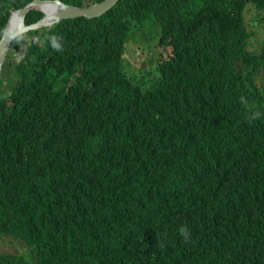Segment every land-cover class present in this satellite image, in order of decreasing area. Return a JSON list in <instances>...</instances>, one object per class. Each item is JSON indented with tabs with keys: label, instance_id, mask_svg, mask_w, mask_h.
Segmentation results:
<instances>
[{
	"label": "trees",
	"instance_id": "1",
	"mask_svg": "<svg viewBox=\"0 0 264 264\" xmlns=\"http://www.w3.org/2000/svg\"><path fill=\"white\" fill-rule=\"evenodd\" d=\"M32 1L0 0V40ZM249 6L264 24V0H121L8 55L0 235L26 247L11 264H264V48ZM148 20L172 54L126 68Z\"/></svg>",
	"mask_w": 264,
	"mask_h": 264
},
{
	"label": "water",
	"instance_id": "2",
	"mask_svg": "<svg viewBox=\"0 0 264 264\" xmlns=\"http://www.w3.org/2000/svg\"><path fill=\"white\" fill-rule=\"evenodd\" d=\"M120 1L121 0H103L102 2H96L94 4H89L88 6L80 7L65 4L60 0H34L22 9L14 11L9 18L6 29L0 40V77L9 52L17 49L16 46H12V42L21 34H26L31 30L39 28L53 27L57 23L66 19H76L82 17L87 19L98 18L109 12ZM34 9L41 11L44 14V17L35 24L25 25L24 20L26 15ZM16 20L18 21V26L11 29V23ZM12 93L13 88L8 92V94L0 95V99L11 96Z\"/></svg>",
	"mask_w": 264,
	"mask_h": 264
},
{
	"label": "rangeland",
	"instance_id": "3",
	"mask_svg": "<svg viewBox=\"0 0 264 264\" xmlns=\"http://www.w3.org/2000/svg\"><path fill=\"white\" fill-rule=\"evenodd\" d=\"M256 11L249 6L246 12V22L248 26V30L250 32L255 33V37L257 38V49L258 53L264 48V24H259L256 22L255 17ZM154 21L148 20L141 25H136L133 28V33L131 39L127 43L126 52H125V67L126 68H136L140 69L144 65L151 64L154 61V57L157 61V57L162 52L163 60L170 58L172 51L169 49H159L156 47V31L155 26H153ZM251 42V41H250ZM253 42V40H252ZM22 53L11 52L10 62L13 66L15 62H19L22 60ZM134 74H138L137 72H133ZM137 83V82H136ZM16 240V239H15ZM20 242V241H19ZM12 238H9V244L3 245L0 243V247L2 249H8L7 246H11ZM14 248L11 250L13 254H15V247L17 246V240L14 241Z\"/></svg>",
	"mask_w": 264,
	"mask_h": 264
},
{
	"label": "flooded vegetation",
	"instance_id": "4",
	"mask_svg": "<svg viewBox=\"0 0 264 264\" xmlns=\"http://www.w3.org/2000/svg\"><path fill=\"white\" fill-rule=\"evenodd\" d=\"M34 1V0H33ZM60 1H62V0H60ZM63 3H65L64 1H62ZM66 4V3H65ZM91 4V3H90ZM89 5V4H88ZM16 10H18V9H13L12 10V13L14 12V11H16ZM36 11H38V10H36V9H34V10H31L30 12H32V15H31V17L28 19V16H29V14H30V12H28V14L26 15V17H25V20H24V23H25V25H32V24H35V23H37V22H39L41 19H39L38 21H35V22H31V23H27V20H29V21H31V20H33L34 19V17H35V13H36ZM11 13V14H12ZM11 16V15H10ZM54 27V26H53ZM51 28L52 27H49V28H47V27H44V28H39V29H36V30H31V31H29L28 33H26V34H21L19 37H17L14 41H13V43H15V42H18V40H20V43H17V45H18V47L16 46V45H14V44H12V46H16L18 49H17V51H16V53H23V54H25V52L24 51H22V48L23 47H28L29 45H31V44H34V43H32V42H36L37 40H39V39H41V38H43L44 36H45V32H44V30H46V31H50L51 30ZM5 29H6V27H5ZM5 31V30H4ZM1 235H3L2 237H0V243H3V245H8L9 244V238H10V235L9 234H7V233H3V234H1ZM0 235V236H1ZM12 238V243H11V246H7V248L8 249H2L1 247H0V264H11V260H12V255H16V254H19V253H23L24 251H23V248H22V246L20 245L19 246V250H16L15 249V254H13L12 252H11V250L14 248V239H13V237H11Z\"/></svg>",
	"mask_w": 264,
	"mask_h": 264
},
{
	"label": "clouds",
	"instance_id": "5",
	"mask_svg": "<svg viewBox=\"0 0 264 264\" xmlns=\"http://www.w3.org/2000/svg\"><path fill=\"white\" fill-rule=\"evenodd\" d=\"M39 12H41V11H39ZM41 13H42V12H41ZM43 16H44V14H43ZM8 21H9V20H8ZM7 23H8V22H7ZM6 26H7V25H6ZM132 33H133V32H132ZM12 44H13V42H12ZM17 49H18V48H17ZM17 49H16V50H11V51L9 52V54H10L11 52H16ZM22 51L25 52V54H23V53L21 54L22 57L24 58V57L26 56V54H27L26 47H23V48H22ZM9 54H8V55H9ZM23 58H22V59H23ZM7 59H8V57H7ZM6 61H7V60H6ZM20 61H21V60H20ZM20 61H19V62H20ZM17 63H18V62H17ZM4 65H5V64H4ZM3 67H4V66H3ZM239 68H240L241 71L247 72V67H246V65L240 66ZM2 71H3V70H2ZM20 245L22 246L23 251H24V250L26 249V247H24L23 244H22L21 242H18V244H17V246L15 247V249H16V250H19V246H20ZM14 246H15V244H14Z\"/></svg>",
	"mask_w": 264,
	"mask_h": 264
},
{
	"label": "bare ground",
	"instance_id": "6",
	"mask_svg": "<svg viewBox=\"0 0 264 264\" xmlns=\"http://www.w3.org/2000/svg\"><path fill=\"white\" fill-rule=\"evenodd\" d=\"M45 9V8H44ZM18 26V21L16 20V21H13L12 23H11V25H10V28L11 29H13V28H15V27H17ZM238 204V203H237Z\"/></svg>",
	"mask_w": 264,
	"mask_h": 264
}]
</instances>
